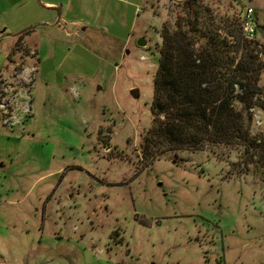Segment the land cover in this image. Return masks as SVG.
<instances>
[{
  "label": "rangeland",
  "instance_id": "obj_1",
  "mask_svg": "<svg viewBox=\"0 0 264 264\" xmlns=\"http://www.w3.org/2000/svg\"><path fill=\"white\" fill-rule=\"evenodd\" d=\"M78 1L72 36L18 37L33 26L0 13V264H264V147L143 156L160 34L184 0ZM203 3L223 34L247 6L264 15V0ZM250 43L236 56L264 63ZM258 83L264 104V70ZM250 112L264 140V110Z\"/></svg>",
  "mask_w": 264,
  "mask_h": 264
},
{
  "label": "trees",
  "instance_id": "obj_2",
  "mask_svg": "<svg viewBox=\"0 0 264 264\" xmlns=\"http://www.w3.org/2000/svg\"><path fill=\"white\" fill-rule=\"evenodd\" d=\"M179 7L181 14L160 34L151 104L154 122L142 147L144 158L200 151L205 145L259 151L264 140L250 134V111L264 110L258 99L263 93L258 82L264 63L251 52L236 54L248 42L260 53L264 45L243 38L240 26L237 32L223 34L203 0H184ZM256 12L257 32L264 33V15Z\"/></svg>",
  "mask_w": 264,
  "mask_h": 264
},
{
  "label": "crops",
  "instance_id": "obj_3",
  "mask_svg": "<svg viewBox=\"0 0 264 264\" xmlns=\"http://www.w3.org/2000/svg\"><path fill=\"white\" fill-rule=\"evenodd\" d=\"M42 5L46 7L47 13H38V8L36 5V2L33 0H0V12L1 14H7L9 11H13L14 18L13 22L11 23L10 27L12 28L14 25L17 24V28H15L17 32H20L21 30H24L28 26H33V28H29L27 30H24L21 33H18L16 36L21 37V35L35 30V27L37 26H43L45 28H51V26L55 27L54 29L57 30L58 27H60V24L63 23V29L62 32L64 33V36L66 35H74L78 31L76 30L78 27H80L82 23H87V21L84 20H71L68 17H66L68 14L72 12V4L76 1L80 3L78 0H40ZM22 8V11L28 15V18L26 20L21 21V25L17 21V9ZM15 9V10H14ZM4 28L7 30L8 27L4 25ZM61 28V27H60ZM67 28H71L72 32H69ZM51 28L50 30H53ZM82 31H86L85 28H82ZM32 40V38L30 37ZM35 40V39H34ZM36 46V45H35Z\"/></svg>",
  "mask_w": 264,
  "mask_h": 264
},
{
  "label": "built area",
  "instance_id": "obj_4",
  "mask_svg": "<svg viewBox=\"0 0 264 264\" xmlns=\"http://www.w3.org/2000/svg\"><path fill=\"white\" fill-rule=\"evenodd\" d=\"M254 9L247 6L240 21V27L248 41H256L257 29L255 24ZM253 111V110H252Z\"/></svg>",
  "mask_w": 264,
  "mask_h": 264
},
{
  "label": "water",
  "instance_id": "obj_5",
  "mask_svg": "<svg viewBox=\"0 0 264 264\" xmlns=\"http://www.w3.org/2000/svg\"><path fill=\"white\" fill-rule=\"evenodd\" d=\"M137 45L141 46L143 48L146 45V41L144 39L139 38L138 41H137ZM134 92H136V91H132V93H134Z\"/></svg>",
  "mask_w": 264,
  "mask_h": 264
}]
</instances>
